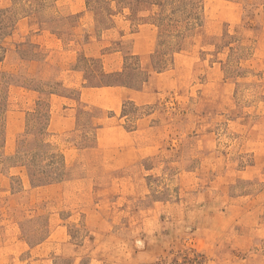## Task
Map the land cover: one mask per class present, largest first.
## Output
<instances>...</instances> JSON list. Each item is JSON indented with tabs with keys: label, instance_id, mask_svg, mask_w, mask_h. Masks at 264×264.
I'll return each instance as SVG.
<instances>
[{
	"label": "rangeland",
	"instance_id": "374dc122",
	"mask_svg": "<svg viewBox=\"0 0 264 264\" xmlns=\"http://www.w3.org/2000/svg\"><path fill=\"white\" fill-rule=\"evenodd\" d=\"M155 1L0 0V264H264V0Z\"/></svg>",
	"mask_w": 264,
	"mask_h": 264
},
{
	"label": "trees",
	"instance_id": "16d2710c",
	"mask_svg": "<svg viewBox=\"0 0 264 264\" xmlns=\"http://www.w3.org/2000/svg\"><path fill=\"white\" fill-rule=\"evenodd\" d=\"M107 3V0H105ZM154 5H161L163 7L161 13L155 18V24L159 28V44L158 53L155 57L154 64L157 69L163 70L166 67L168 59H166L167 53L165 48L171 49L172 52L180 51L183 49L184 32L180 30V23L182 22V16L191 19H199L200 13L197 8L196 0H162L160 2H151ZM110 5V3H109ZM169 8L171 10H169ZM97 12L102 10V6L96 8ZM111 16L112 9H110ZM180 14V15H179ZM182 15V16H181ZM184 20V19H183Z\"/></svg>",
	"mask_w": 264,
	"mask_h": 264
}]
</instances>
